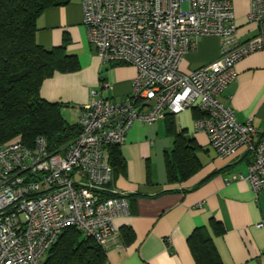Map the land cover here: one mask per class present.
<instances>
[{"label":"built area","instance_id":"built-area-1","mask_svg":"<svg viewBox=\"0 0 264 264\" xmlns=\"http://www.w3.org/2000/svg\"><path fill=\"white\" fill-rule=\"evenodd\" d=\"M81 14L101 64L136 67L132 90L113 100L91 89L79 108L78 135L57 151H48L42 136L34 148L0 144V264H42L67 226L105 250L122 245L113 221L128 215L129 204L109 186V147L124 143L135 122L196 108L195 131L207 135L220 157L247 150L246 179L256 196L264 192V135L257 137L251 120L238 122L217 98L235 78L236 61L264 48L263 32L236 39L232 0H81ZM249 18L264 22V0H249ZM205 35L220 38V55L182 72L184 55Z\"/></svg>","mask_w":264,"mask_h":264},{"label":"crops","instance_id":"crops-1","mask_svg":"<svg viewBox=\"0 0 264 264\" xmlns=\"http://www.w3.org/2000/svg\"><path fill=\"white\" fill-rule=\"evenodd\" d=\"M236 39L245 41L264 33V22L249 18V0H232ZM81 0L45 9L36 20V41L45 48L64 47L76 56L75 71L58 72L43 80L39 94L61 105L62 117L76 123L79 108L91 89L106 99L120 100L132 90L136 67L125 63L101 64L81 22ZM220 38L205 35L188 51L180 70L188 73L216 59ZM236 76L218 95L232 108L238 122L251 120L264 135V48L235 63ZM108 83V85H104ZM197 109L182 110L153 123L135 122L119 148L124 167L113 172L111 189L122 192L129 204L126 216L114 219L121 232L132 237L106 251L107 264H196L187 244L194 228L206 227L222 264H264V192L257 196L246 179L251 154L239 148L220 157L205 133L192 131ZM175 131L193 140L196 170L182 181L169 182L164 158ZM227 179L229 181H227ZM220 223L222 234L211 226Z\"/></svg>","mask_w":264,"mask_h":264},{"label":"trees","instance_id":"trees-1","mask_svg":"<svg viewBox=\"0 0 264 264\" xmlns=\"http://www.w3.org/2000/svg\"><path fill=\"white\" fill-rule=\"evenodd\" d=\"M70 0H0V144L20 141L34 148L36 138L46 140L47 150L57 151L79 133L77 123H68L61 105L39 94L44 79L56 71L78 69L77 58L64 47L45 48L36 41V20L47 8ZM174 114H166L172 122ZM197 111V117H200ZM193 140L175 131L170 152L165 154L169 182L182 181L195 172L197 161ZM113 172L124 167L119 145L109 147ZM215 233L223 228L210 221ZM132 237L129 229L120 232L121 242ZM187 244L196 264H222L204 226L193 229ZM106 251L92 237L83 236L74 226L65 227L47 251L42 264H107Z\"/></svg>","mask_w":264,"mask_h":264},{"label":"rangeland","instance_id":"rangeland-1","mask_svg":"<svg viewBox=\"0 0 264 264\" xmlns=\"http://www.w3.org/2000/svg\"><path fill=\"white\" fill-rule=\"evenodd\" d=\"M190 110V108H188ZM186 110V109H185ZM195 128H194V121H193V124H192V131H194Z\"/></svg>","mask_w":264,"mask_h":264}]
</instances>
